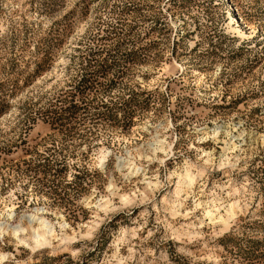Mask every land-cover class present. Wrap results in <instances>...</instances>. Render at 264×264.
Returning <instances> with one entry per match:
<instances>
[{
  "label": "rangeland",
  "instance_id": "rangeland-1",
  "mask_svg": "<svg viewBox=\"0 0 264 264\" xmlns=\"http://www.w3.org/2000/svg\"><path fill=\"white\" fill-rule=\"evenodd\" d=\"M0 253L264 264V0H0Z\"/></svg>",
  "mask_w": 264,
  "mask_h": 264
},
{
  "label": "bare ground",
  "instance_id": "bare-ground-1",
  "mask_svg": "<svg viewBox=\"0 0 264 264\" xmlns=\"http://www.w3.org/2000/svg\"><path fill=\"white\" fill-rule=\"evenodd\" d=\"M178 180L182 181V182H177V183L178 184L182 183L184 185L185 191L184 190L183 191L185 194L187 193L188 190L191 189L194 183V177L191 176V174L188 172L187 169H185V172L182 176L180 177L178 176ZM147 185H149V183H147ZM238 207L239 206L237 202H233L229 204L226 209L227 216L228 217L234 216ZM204 210H205V216L208 217V220L209 221L214 220V218L211 217L212 216L211 214L213 211L218 210L216 209V205L214 204L206 205L205 204ZM24 219L29 224L28 227L31 232L30 243L27 242L25 239L20 238V234L25 231V229H23L22 227L13 228V232H12L13 237L17 240V242L25 245L31 252H35L37 250L49 247L51 245L52 238L56 237L54 235L55 234L54 227L49 222H47L45 218L39 217L35 214L28 215L27 217H24ZM218 220L221 221L222 223L224 222L226 223V219H223L221 216H219ZM59 227L61 228V230H64L66 225L63 222V224H61ZM63 235H62L63 240L70 241V238H68L65 234ZM6 261H7V256L0 253V264Z\"/></svg>",
  "mask_w": 264,
  "mask_h": 264
},
{
  "label": "trees",
  "instance_id": "trees-1",
  "mask_svg": "<svg viewBox=\"0 0 264 264\" xmlns=\"http://www.w3.org/2000/svg\"><path fill=\"white\" fill-rule=\"evenodd\" d=\"M91 83H89V80H83V82H81V84H80V86H84L83 88H82V90H80L79 92L82 94V93H85L89 88V85H90Z\"/></svg>",
  "mask_w": 264,
  "mask_h": 264
}]
</instances>
